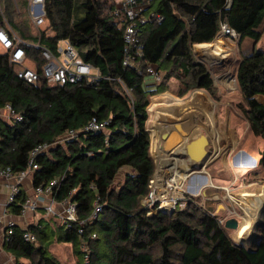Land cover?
<instances>
[{
    "label": "trees",
    "instance_id": "1",
    "mask_svg": "<svg viewBox=\"0 0 264 264\" xmlns=\"http://www.w3.org/2000/svg\"><path fill=\"white\" fill-rule=\"evenodd\" d=\"M76 2L82 14L78 19ZM0 3L39 75L42 59L33 44L55 52L63 40L98 72L91 84L50 86L42 78L28 84L16 78L7 56L0 53V108L9 105L22 117L18 123L0 122V166L15 174L25 172L29 153L45 145L32 160V186L55 180L53 201L73 203L78 220L68 226L49 219L25 230L14 226L4 244L15 264H60L48 251L52 243L69 245L76 264H264V227L258 244L248 250L232 242L216 215L195 197L170 213L142 204L154 173L145 127L150 97L164 93L172 78L181 87L179 97L193 89L213 96L212 76L194 58L192 46L213 42L221 25L239 43L248 38L257 44L264 31V0H148L142 11L146 21L136 26L140 56L129 50L134 59L128 66L122 65L125 20L115 15L108 0H45V22L33 35L27 0ZM148 66L155 67L159 82L147 78ZM235 79L244 105L241 114L250 133L264 144V104L257 99H264V50L244 54ZM91 119L104 122V128L85 131ZM69 132L75 136L66 138ZM258 157L264 175V148ZM24 200L20 193L10 205L14 215ZM95 204L101 209L89 220ZM25 232L35 242H25ZM92 233L95 238L90 239ZM83 242L89 248L87 259Z\"/></svg>",
    "mask_w": 264,
    "mask_h": 264
},
{
    "label": "rangeland",
    "instance_id": "2",
    "mask_svg": "<svg viewBox=\"0 0 264 264\" xmlns=\"http://www.w3.org/2000/svg\"><path fill=\"white\" fill-rule=\"evenodd\" d=\"M77 5L78 4L76 2L75 15L78 19L82 16V14L78 12ZM22 20L24 21L23 16ZM27 22L29 27L28 30L30 31L31 35L35 34L36 30L28 20ZM221 38L224 39L223 41H225V44L227 43L232 46V50H229L226 54H222L223 57L221 59L215 61L214 59H207L205 57H202L201 54L197 53L196 50H194V46H192V53L194 58L198 62H201L205 65L206 69L213 77V83L219 84L224 82L223 84L229 86L225 89L215 87V89H213V96L204 91L207 94L208 98L215 104L212 112L213 122L215 123H213L214 127L219 128V126L221 127L223 125L221 128L227 127L228 130L223 135V138H225L219 141V145L217 144L218 149L220 150L221 148L219 153L217 155H214V157V151H209V159L211 160V162L209 160V164H207L205 168H201V170L196 168H189V170H187V174L189 172H193L194 174H192L190 178H187L183 183L181 182V180H178L179 182H175L174 185H176L175 193L177 195L180 194L183 197H185L186 195H195V198L197 199L196 202L202 207L207 208V210H209L212 214L216 215L218 220H220L221 222H224L229 218H235L240 224L243 215L240 212L241 208H239V204L234 201V198H238L237 196H240L241 194L246 192L251 194H253L254 192V196L257 195V193L254 191L255 187L259 183L264 184V175L263 173H261V170L258 167L252 170L240 169L238 167L242 166L243 164L238 165V163L242 161L243 156H248V159H258V155L263 150L264 144L260 138L255 137L250 133L249 124L244 115L241 114V108L244 105L235 79V70L244 54L250 52L253 48L264 50V31L262 32V36L257 44H254L248 38H243L241 40V43H239V39L237 36L234 39L230 40V38L228 39L222 36L221 29L212 43H220ZM166 89L167 90L164 93L156 94V96L153 95L154 97L152 98L150 97L148 107H151L153 105L152 109L154 110L155 108L171 106L172 103H175L174 105H176L179 101H190L192 100V94L196 90H190L186 92L182 97L177 96V94L179 93L178 91L179 89H181V87L179 86V82L174 78L168 81ZM257 99L260 103H262L261 97H257ZM226 110L230 113L229 125L227 122H224L223 113H225ZM149 113L150 114H148V118L152 120L154 118V114L153 112ZM207 122L202 119L200 125L203 126L204 124H206L208 126ZM158 123L166 124L167 122L159 121ZM184 123V121H181V124ZM194 124L196 125V123ZM218 124L220 125L218 126ZM221 128L219 129L221 130ZM201 129L199 128L198 131L202 134H205V131ZM149 132L152 136V141L154 137H159L158 145L155 147L153 143L151 147V152L154 158V172L156 170L157 173L159 167L158 164H160L158 163V158L161 156H165L164 149L168 150L169 148L164 142L161 141L160 134L158 132L152 133L150 130ZM177 142L179 141L176 140L173 143L171 142V144H175ZM173 158H178L180 162L181 160H183L182 163L184 165L189 164V162L185 158L174 156L173 154L168 155L167 161H169V163L166 162L164 166L163 164H161L163 166L162 171L165 180H167V178H172L173 181L175 178L173 174V172L175 171V165L173 164L175 159ZM248 159H244L242 162H249L247 161ZM178 165L179 164H177V166ZM176 171L179 172L178 169H176ZM202 171H205V173H203ZM197 184L201 186L197 188L196 191L195 186ZM260 232L261 226L257 228V232H255L256 238L252 241L251 244H237L242 245V247H244L245 249H252L256 244L257 237L260 235ZM234 234L235 231H228V236L232 242H235ZM48 251L60 264H76V259L73 256L70 247L68 246L64 247L61 244L52 243ZM26 264L30 263L26 262Z\"/></svg>",
    "mask_w": 264,
    "mask_h": 264
},
{
    "label": "built area",
    "instance_id": "3",
    "mask_svg": "<svg viewBox=\"0 0 264 264\" xmlns=\"http://www.w3.org/2000/svg\"><path fill=\"white\" fill-rule=\"evenodd\" d=\"M44 1L45 0H27L26 3V13L29 22L33 28L38 31L42 28L45 22V11H44ZM113 4V12L117 16H123L125 20V28L123 31V42L125 44V55L123 58L122 65L128 66L134 59L130 56L129 50L134 49V55L140 56V48L137 43V24H143L146 21V16L142 15L144 3L148 0H108ZM0 53L7 56V61L11 66L14 75L17 79L28 83L35 84L42 78L44 82L50 86L59 85L63 86L66 84H80L84 82L85 84H91L97 79L98 72L94 70L89 64L84 63L78 56L75 48L67 40L59 41L55 52L40 46L36 42L33 47L40 51V57L42 59V64L40 67V75L34 71L30 66V61L27 59L26 53L23 48L24 41L21 40L19 35L14 32L5 16L1 11L0 3ZM221 33L223 37L234 39L236 34L229 30L225 25H221ZM146 76L152 83H157L160 81V75L157 73L155 67L148 66L146 68ZM213 78V77H212ZM5 117L9 123H18L22 120L20 114L14 112L9 105H5L0 108V118ZM104 122H97L91 119L84 127L87 132L98 131L104 128ZM74 133L69 132L65 135L66 138H72ZM46 148L45 145H40L34 148L29 153V166L25 172H20L15 174L11 171L9 167L0 166V177L9 182L8 184V197L7 205H11L15 202V198L20 194V189L18 187L19 182L23 179L26 172L32 173L36 169V166L32 164L33 157L43 151ZM194 174L189 172L181 180L183 183L187 178ZM174 181V180H173ZM172 181V178H167L165 180L163 176V171L159 172L156 170L149 180V193L147 198L142 202V204L152 207L156 205L157 211L170 212L175 209H184L187 201L195 195H186L183 197L180 194L175 193L177 181ZM55 185V180L51 181L44 187L35 188L36 194H46L51 195L52 187ZM64 205L63 216L61 218V224L68 226L71 222H77L76 207L71 202H66ZM37 209L36 201L32 199H25L20 206L19 213L24 215L27 212H35ZM101 207L95 204L93 212L89 217V220L94 219ZM45 214L47 216L52 214V204L45 208ZM221 224L223 222L219 221ZM84 225L83 222H79ZM14 227L13 223L7 224V229L5 235L9 236L12 233ZM78 234L82 235L83 230L80 228ZM95 238V234L90 235V239ZM22 239L27 243L35 242V237L29 232H25L22 235ZM81 251L85 254L84 257L87 259L89 248L86 242L81 245Z\"/></svg>",
    "mask_w": 264,
    "mask_h": 264
},
{
    "label": "crops",
    "instance_id": "4",
    "mask_svg": "<svg viewBox=\"0 0 264 264\" xmlns=\"http://www.w3.org/2000/svg\"><path fill=\"white\" fill-rule=\"evenodd\" d=\"M221 40H224V39L221 38ZM203 45H210V43L196 44V45H194V48H195L194 50H196V52H197L196 47L197 46H203ZM213 85H214V87L221 88V89H225V88L229 87L223 83H219V84L213 83ZM194 92H196V90ZM198 92H203L207 96V94L205 93L206 91L204 92V90H198ZM192 96H191V99H193ZM152 97H154V96H152ZM207 98H208V96H207ZM171 106H173V103L171 104ZM171 106H168V107H171ZM152 107H153V105L151 107H148V109H147L148 114H150L149 112H153V114H154V118L152 120H150L148 118L146 123H145L146 130H148V131L150 130V125H152L154 119L157 120V122L164 121L161 118L162 115H161L160 110H162V108H165L167 106L155 108L154 110L152 109ZM196 113H194L192 117L176 121L174 123L175 126L173 125L174 127L168 131L169 133L168 134L163 133L162 135L160 134V138H161V141L164 142L168 148L172 149V147L174 148L176 145L180 146L181 143H182L181 145H183V143H185L188 140L194 141L198 138L199 135H204L208 140V142L205 146V150L208 151V154L210 156L209 151H212V148L214 146L213 140H215V138H217V142H219L220 140H223L225 138V137L223 138V135H224V133L227 132L228 128L227 127L221 128L223 125L220 127L219 126L220 124H218V126H219V128H221V130L219 128H215L214 122H213L214 124L213 123L210 124L209 122H207L208 120L201 117V114L199 111H196ZM223 116H224V122H227L229 125L230 113L226 110V112L223 113ZM202 119H204V121H206L208 123V126L206 124H204L203 126L200 125V123L202 122ZM1 121L4 123L10 124L5 117H1L0 122ZM181 121H185V124H181ZM219 121H217V122H219ZM194 123H196V125ZM194 128L197 129L198 134L197 135L193 134V136H191L190 132L192 130H194ZM199 128L200 129L202 128L205 131V134L200 133L198 131ZM211 129H214L216 131V133L214 134L211 131ZM189 135H190V137H189ZM177 138H178L179 142H177L175 144H171V142L172 143L175 142L174 140H177ZM179 138H180V140H179ZM149 139H150L149 151H150L151 156L153 157V154L151 152V150H152L151 147H152L153 143H154L155 147L158 145L159 137L158 136L154 137L153 141H152V136L149 132ZM210 146H211V148H210ZM209 156L207 157V160H205L203 168H205L207 166V164H209V160H210ZM210 162H211V160H210ZM121 173H120V176H121ZM204 173H205V171H204ZM31 178H32V173L26 172L23 179L19 182L18 187L20 189V193L24 196L25 199L28 198V199H32V200L36 201L37 209L35 210V212H27L24 215H20V213L18 215H14L11 212V206L7 205V197H8V193H9V189H8L9 182H7L6 180H4L3 178L0 177V264H15L14 258L12 257L11 254H9V252H7V250L5 249V244H4L5 231L7 229L8 223H13L14 226H16L22 230L27 229L31 225H36L40 219H49L53 223H55V225H58L61 223V218L63 216V211H64V205H63L64 203L54 202L51 195L36 194L35 188L32 186ZM50 204H52V214L47 216L45 214V208ZM61 245H63L64 247L65 246L70 247L67 244H61ZM71 251H72V249H71ZM26 262L29 263L27 260H20L21 264H26Z\"/></svg>",
    "mask_w": 264,
    "mask_h": 264
},
{
    "label": "bare ground",
    "instance_id": "5",
    "mask_svg": "<svg viewBox=\"0 0 264 264\" xmlns=\"http://www.w3.org/2000/svg\"><path fill=\"white\" fill-rule=\"evenodd\" d=\"M224 43H225V41L221 40L220 43L214 42L210 45L197 46L196 47L197 53L201 54V56H203L207 59H214L216 61V60L221 59L223 57L222 54H226L229 50H232V46L230 44H227V43L224 44ZM210 65H211V63H210ZM193 94H192L193 99L190 101L177 102V104L175 106L173 103V106H171V107L167 106L165 108H162V110H160L161 115H162L161 118L167 123L161 124V123H158L157 120L154 119L153 123L150 127V131L152 133L158 132L161 135L163 133L168 134L169 133L168 131L175 126L174 125V123L176 122L175 120L178 121L181 119L192 117V114L196 113V111H199L201 113V117L205 118L206 120H208L210 122V124H212L213 123L212 112H213V108H214L215 104L210 99H208L207 96L203 92L196 91ZM168 101H169V99H168ZM211 131L214 134L216 133V131L213 129ZM190 134H191V136H193V134L197 135L198 134L197 129L194 128V130H192L190 132ZM189 137H190V135H189ZM177 140H178V138H177ZM174 141H176V140H174ZM213 143H215L213 146L214 149H212V151H214V153H213V156H214V155H217L219 153L221 148H220V150L218 149L219 142H217V138H215ZM181 144H180V146L176 145L174 148L172 147V149H170V148L168 150L164 149L165 150L164 151L165 156H161L158 158V161H159L158 163H160V164H158L159 165V167H158L159 172L162 171V168L166 164V162L169 163V161H167L168 155L173 154L174 156H179L180 154H183L185 152L184 147ZM166 154H168V155H166ZM173 159H175V158H173ZM257 160H258L257 158H250L247 160L249 162L244 163L241 161L238 163V165H242V164L243 165L238 167V168L246 169V170L255 169L257 167ZM177 162H179V163H177ZM182 162H183V160H181V162H180V160L178 158H176L174 160V163L172 162L175 165L174 166L175 171L173 172V174L175 176V178H174L175 181L182 180L184 178V176L187 175V170H189L190 164L184 165ZM161 164H163V166ZM177 164H179V165L177 166ZM176 169H178L179 172H177ZM200 186L201 185H199V184H197L195 186L196 191H197V188H199ZM254 191L257 193V195H255V196H254V192H253V194L246 192V193L241 194L240 196H237L238 198H234V201L239 204L238 206H239V208H241L240 212H242V215H243L242 223H241V225H239L238 229L235 231V234H234V239H235L234 241L236 243H242V244L250 243L251 240L253 239V237L255 236V232H257L258 226L264 222V184L263 183L257 184Z\"/></svg>",
    "mask_w": 264,
    "mask_h": 264
},
{
    "label": "water",
    "instance_id": "6",
    "mask_svg": "<svg viewBox=\"0 0 264 264\" xmlns=\"http://www.w3.org/2000/svg\"><path fill=\"white\" fill-rule=\"evenodd\" d=\"M217 61V60H216ZM262 99V103L264 104V99L261 97ZM148 131V130H147ZM149 133V131H148ZM208 140L204 135H199L198 138L194 141H186L185 143H183V147H184V153L180 154L179 157L185 158L189 164L190 167L189 168H196V169H201L204 167V162L207 159V157L209 156L208 151H206L204 148L207 144ZM152 157V156H151ZM153 158V157H152ZM248 156H243V159H248ZM162 212H165L164 210ZM171 212V211H170ZM169 212V213H170ZM223 228L227 231H236L239 227V225H237V220L235 218H229L226 219L223 223ZM261 226V231L264 227V224L261 223L258 228ZM261 233V232H260ZM256 237L254 236L253 239L251 240L250 244L252 243V241L255 239ZM260 240V235L257 237V241L255 246L258 244V241Z\"/></svg>",
    "mask_w": 264,
    "mask_h": 264
},
{
    "label": "flooded vegetation",
    "instance_id": "7",
    "mask_svg": "<svg viewBox=\"0 0 264 264\" xmlns=\"http://www.w3.org/2000/svg\"><path fill=\"white\" fill-rule=\"evenodd\" d=\"M204 173V172H203ZM201 174V173H200ZM241 211V210H240ZM241 214H242V212H241ZM241 223H242V220H241V222H240V224L237 222V225H241Z\"/></svg>",
    "mask_w": 264,
    "mask_h": 264
}]
</instances>
